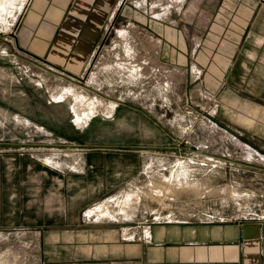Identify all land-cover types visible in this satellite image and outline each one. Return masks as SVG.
Returning <instances> with one entry per match:
<instances>
[{"label":"rangeland","instance_id":"obj_1","mask_svg":"<svg viewBox=\"0 0 264 264\" xmlns=\"http://www.w3.org/2000/svg\"><path fill=\"white\" fill-rule=\"evenodd\" d=\"M30 1L0 0V211L10 206L3 188L6 174L24 166L19 160L55 167L74 163L69 154L81 149L135 165L96 203L98 220L264 219V109L228 94L217 99L194 69L185 78L162 65L147 26L173 24L149 16L175 12L182 0H123L119 11L138 20H113L74 76L20 49ZM12 201L17 209L18 196ZM12 227L0 226V264H37L35 245Z\"/></svg>","mask_w":264,"mask_h":264},{"label":"crops","instance_id":"obj_2","mask_svg":"<svg viewBox=\"0 0 264 264\" xmlns=\"http://www.w3.org/2000/svg\"><path fill=\"white\" fill-rule=\"evenodd\" d=\"M122 1L31 0L17 31L20 49L78 75L113 20L137 19L119 11ZM180 3L175 12L149 16L174 22L147 24L162 65L185 78L194 69L217 99L228 94L264 109V0ZM76 151L69 154L74 163L55 167L30 154L32 167L24 158L19 172L6 174L10 206L0 211V226L20 229L24 244L29 238L37 264H264L263 218L130 226L98 220L96 203L119 190L135 165Z\"/></svg>","mask_w":264,"mask_h":264},{"label":"bare ground","instance_id":"obj_3","mask_svg":"<svg viewBox=\"0 0 264 264\" xmlns=\"http://www.w3.org/2000/svg\"><path fill=\"white\" fill-rule=\"evenodd\" d=\"M97 211L100 212V208H98Z\"/></svg>","mask_w":264,"mask_h":264}]
</instances>
